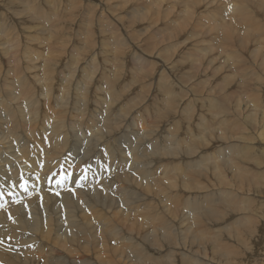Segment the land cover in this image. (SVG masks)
I'll use <instances>...</instances> for the list:
<instances>
[{
  "label": "bare ground",
  "instance_id": "obj_1",
  "mask_svg": "<svg viewBox=\"0 0 264 264\" xmlns=\"http://www.w3.org/2000/svg\"><path fill=\"white\" fill-rule=\"evenodd\" d=\"M69 1L71 7L66 6L67 3L63 10L58 7L47 12L43 7L44 4L51 6L48 1L0 0V83L7 98L17 104L7 114V103L0 98V124L14 120L17 115L30 118L43 114L61 87L68 106L65 110L56 105L51 108L53 127L43 132L49 145L43 141L46 149L37 159L44 161L42 167L39 161L35 166H26L32 156L30 148L24 145L20 156L16 155L11 146L10 138H15L11 129L0 127V170L7 169L0 181L6 184L7 180H16L33 172H38V178L41 175L39 169L44 168L41 173H45L62 164L65 170L69 168L77 173L79 169L74 164L82 165L87 154L97 150L101 142L117 138L122 144L125 141L126 147L120 148V155L109 165H91V169L100 167V177H89L84 189L77 186L75 191L64 194L58 180L47 184L45 178H38L35 183L26 181V187L14 183L11 189L15 193L0 195L3 198L1 204L7 209L0 208L2 264H161L158 260L161 249L171 242L180 243L187 256L200 254L208 262V252L224 254V250L231 247L225 245L231 242L230 238L221 243L213 237L199 238L194 234L191 241L188 234V240L182 242L181 228L208 222L210 224L203 230L213 234L215 223L228 217L233 203L248 205L253 200L252 195L258 196L262 204L260 209L264 208V191L255 190L264 188V102L259 93L264 82V0H191L190 4L185 0H158L150 4L129 0L128 4L138 12L127 7L128 15L119 14L120 11H113L114 8L103 9L99 0ZM228 4L232 5L231 13ZM83 5L87 8L85 14L84 9L80 10ZM95 10L103 11L107 20L101 15L98 18ZM207 10L215 15L206 16ZM220 13L222 16L218 17ZM220 18H226V24L219 29ZM31 21L39 24H29ZM103 21L111 23L114 30L106 26L101 29ZM81 25L89 29L73 30L74 27L80 29ZM36 27L41 28L40 43L32 47L24 45V33L35 36L36 30L32 31V28ZM171 27L176 28L172 30ZM145 42L149 43L148 52L140 46ZM179 42H188V47L193 49L177 52L174 48ZM73 45L82 51L77 58L67 60ZM132 54H137L135 61ZM20 55L25 57L24 64L18 59ZM157 59L160 65H157ZM202 70L206 77L202 76ZM26 72L40 82V91L32 92L25 83H20ZM143 84L147 88H142ZM204 86L210 89L209 95H215L210 96L212 100H229L228 105H221L217 110L219 117H225L218 121L225 127L217 134L224 138L222 145L209 155V150L203 152L200 148L212 143L208 139L215 135L213 126L217 121L210 110L202 108L198 99L203 93L199 87ZM52 87L53 94L50 92ZM136 88H141L139 93ZM224 90L229 91V96L222 95ZM183 93L184 96H180ZM234 94L239 95L231 97ZM247 101L252 104L250 108ZM26 102L28 113L23 110ZM184 106H187L185 111ZM200 108L202 111L198 113ZM169 121L172 126L183 125L185 136L160 158L155 141L161 127ZM77 123L83 125L84 130L79 131ZM190 124H202L204 128L198 132ZM230 126L233 131L227 132ZM142 130L146 132L142 133ZM258 132L262 137H256ZM252 136L259 140L260 150ZM68 137L73 140V145L68 144ZM140 142L141 146L138 145ZM80 143L84 144L82 149L76 147ZM244 145L247 148H242ZM66 147L75 154L73 158L70 153H64ZM242 151L246 155L244 159L235 161L236 157L232 155ZM246 159L254 160L258 166L242 165ZM164 160L175 172L164 174ZM5 163L11 164L10 169L4 168ZM228 170L237 175V180L229 176ZM136 175L148 180L140 184L161 198V202H153L149 196H141L135 191L111 197ZM154 177L157 178L152 179ZM214 177L221 178L222 181L217 179V182L224 183L214 189H198V192L213 197L211 200L190 196L185 207L168 201L175 192H192V184L199 179ZM239 179L244 184L241 189L228 188ZM75 180L76 176H73L71 181ZM256 184L260 185L257 187ZM246 187L248 189L242 190ZM88 199L105 205L120 224L99 206L88 210L83 204ZM217 200L220 201L217 208L208 210ZM156 207H163L165 212L160 213L159 218H152L157 215L153 212ZM78 212L82 219L76 216ZM259 214L251 219L257 220L261 217ZM246 220H242L243 223ZM239 221L226 224L236 227V232L226 233L231 238L249 230L253 235L258 227L261 228L254 222L240 227L243 223ZM34 236L62 255L46 258L35 254ZM112 241L126 245L113 246ZM81 252L91 256L92 262L77 260L76 254L79 256ZM197 260L203 262L199 257ZM257 263L264 264V256Z\"/></svg>",
  "mask_w": 264,
  "mask_h": 264
},
{
  "label": "rangeland",
  "instance_id": "obj_2",
  "mask_svg": "<svg viewBox=\"0 0 264 264\" xmlns=\"http://www.w3.org/2000/svg\"><path fill=\"white\" fill-rule=\"evenodd\" d=\"M43 1H48L50 3V5H51L49 7V6H46L44 4L45 7H43V8H45L47 10V12L51 11V9L55 10V8H58V7L61 8L62 10H63V8L65 9L66 6L71 7L70 6L71 4H70L69 0L68 1L67 0H53V1L43 0ZM99 1L101 3L100 6L103 9L109 10V9H113L114 8L113 11H120L119 14L125 13L126 15H128L129 11H128L127 7H130L134 13L138 12V10L136 8H135V10H133L132 4H128L129 0H99ZM144 1H146V2H148L150 4V3L154 2V1H158V0H140V2H144ZM185 1H187V3L190 4L191 0H185ZM41 3H42V0H41ZM125 4H128V5L124 6ZM63 5L64 6L66 5V6L64 7ZM227 8L229 9L228 11L231 13L232 12V5L228 4ZM82 9H84L83 14H85L87 12V8L83 5V7L80 10H82ZM70 10H68V11H70ZM95 13H96L98 18L101 15L104 18V20H107V16L104 15L103 11L98 12V11L95 10ZM92 15H93V13L91 12L90 16H92ZM214 15L215 14H213L211 11H209V10L206 11V16H214ZM221 16H222V14L220 13L218 15V17H221ZM52 18H54V16ZM115 18L117 20H120V18L118 16H115ZM224 19H226V18L218 19V25H219L218 28L219 29L222 28V26H224L226 24V22H224ZM168 20H169V18H168ZM30 23L39 24L38 21H31V22H29V24ZM77 26L79 28V25H77ZM103 26H106L107 28H110V29L114 30V27H113V25L111 23L108 24V22L105 23L103 21V22H101V29H102ZM205 26H209V23H205ZM65 27H67V26H65ZM78 28L74 27L73 30L78 31V30H82V29H85V30L89 29V28L85 27L84 25H81L80 29H78ZM171 28L173 30V28H176V27H171ZM34 30H36L35 36H30L29 34L24 33V41H23L24 45L27 44V45L32 47V46H36V45H38L40 43L41 35H42L41 28H39V27L32 28V31H34ZM178 33H179V31H178ZM76 37H77V35H76ZM157 37L159 38L158 35H157ZM1 43H3V42H1ZM140 46H141V48L143 50L148 52V49H149V43L148 42H145V44H140ZM174 49L177 52H183V51L189 52L193 48H191L190 46L188 47V42H179V43H177L175 45ZM80 51H82V50H81V48L79 46L73 45L70 48L71 54H70L69 59H67V60H72L73 58H77L78 53ZM31 52H33V51L31 50ZM155 54H156V56H158V51ZM176 54H178V53H176ZM132 55L135 56V59H133L135 61L136 57H137V54L136 55L132 54ZM14 56H15V59H17V56L15 54H14ZM57 57H60V56L57 55ZM24 58L25 57L22 56V55H20L18 57V59H20L19 60L20 63L24 64ZM110 62L112 63L113 61H110ZM156 63H157V65H160V62H159L158 59H157ZM251 67H253V65H251ZM158 69L159 68H157V70ZM202 73H203L202 76L206 77V75H204V70H202ZM180 75H182L184 77H188V75H184V74H180ZM41 76H42V73H41ZM20 83H25L31 89L32 92H38V91H40L42 89V86L40 85V82L38 80H36L33 76L28 74L27 72H26V76L21 80ZM261 84H262L261 85L262 88H260V90L261 89L262 90L261 91L259 90V93H260L261 100L264 102V87H263L264 86V82H262ZM104 86H106V84ZM186 87H188V86H186ZM142 88H147V85L143 84ZM140 89L141 88H136L137 93L140 92ZM199 89L202 90V92H203L202 96H200V95L198 96L199 101L201 102V104H203L202 108L210 110L211 114L215 116V121H217V122H214V126H213L215 135L212 136L210 139H208V140H211L212 143L210 145H204L202 148H200V150L203 151V152L209 150L210 152L207 153V155H209V154L214 153L216 150H218L220 148V146L222 145L221 140L224 139V138L219 137V135H217V134L220 131L225 130V127L222 124H219L218 121L221 120V119H225V117L224 116L223 117H219V112L217 110H218L219 106H221V105H228L229 104V100L227 99L226 102H219V101L212 100L210 98V96H215V95L214 94L209 95L211 93L210 89H207V87H205V86H204V88L199 87ZM50 92L52 94L54 93L53 87L50 88ZM63 92H64V90H63L62 87H61V89H57V96H55L52 99V102H51L50 106L48 107V109L43 114L40 113L36 117H30V118H27V117H24V116H21V115H17V117L14 120L8 121L6 123H3L2 125L0 124V127L3 126L4 129H6V130H7V128L11 129V133L15 137V138H10L11 139V146L13 147V150L16 153V155L20 156L22 146L28 145V147L30 148L32 156H30L28 158V162H27L26 166H28V165H31V167L35 166L37 161L40 162V167L43 166L44 161H42V158H40V160H37V159H39V157H38L39 155L38 154H40L42 156L44 154V152H45L46 147L44 146L43 141H46V145H49V143L47 141L49 139H48V137L46 135L43 134V132H44V129L47 130V129H50V128L53 127V122L51 120L52 119L51 108L53 106H55V105L59 106L62 110H65V109L68 108L67 102H65L64 101V97H62L63 96ZM154 93L157 94L156 92H154ZM160 93L163 95V97L165 99H167L168 96L163 93V90H161ZM203 94H205V96H203ZM222 95L223 96L224 95L229 96V91H225L224 90V93L222 92ZM236 95H239V94H234V95H232V96L230 95V96L234 97ZM41 96L47 100V98L44 97L42 94H41ZM108 96L109 95H107V97ZM180 96H184V93H183V95H180ZM67 97L68 96H66V98ZM0 98H1L2 101L7 103V114L12 110V108H14L17 105V104L14 103V101H12V100L7 98L6 94L3 91L2 83H0ZM45 99H44V101H45ZM24 100H26V99H24ZM23 102H25V101H23ZM247 103H248V106L250 108V106H252L251 102L247 101ZM26 105H27V102L24 104L25 107H23L24 113H28L29 112V109H27L28 107ZM187 106H184V108H183L184 111L187 108ZM200 111H202L201 108L199 109L198 113H200ZM207 113H209V111ZM97 114L102 115L103 112H97ZM184 121L186 122L185 119H184ZM170 123H171V121L164 123V125L160 129L159 137L155 141V145L157 146V153H158V156L160 158H164L163 157L164 153L168 152L170 149L174 148L175 144L179 143L183 139V137L185 136V134H184L185 130L183 128V125L172 126ZM77 124L79 126V129H78L79 131H81L82 129L84 130V126L83 125H81L79 123H77ZM181 124H182V122H181ZM228 124L230 125V122H228ZM189 126L192 129H195L198 132H201L202 129L204 128V126L202 124H196V125L190 124ZM39 128H43V129L38 131ZM135 128H137V127H135ZM34 129H36V131ZM144 131L146 132V130H144ZM144 131L142 130V133H145ZM226 131L227 132L228 131H233V128L231 126L227 127ZM192 132L193 131H191V133ZM207 133H209V131H207ZM35 134H36V139L34 138ZM85 134L86 133L84 132L83 135H85ZM245 134L247 136L248 133L245 132ZM251 134H252V132H251ZM140 136H141V134H140ZM252 137L255 138V136H252ZM256 137H262V134L260 132H258V134H256ZM84 138H86V137H84ZM238 140H239V138H238ZM257 140L258 139L255 138V141H256L255 142L256 143L255 146H257L259 148V150H260V146L258 145L260 142H259V140L258 141ZM123 141H124V139H123ZM126 142H130V141H126ZM247 142H248V140H246L245 143L248 144ZM103 143H105V144H103ZM68 144L73 145V140L70 137H68ZM139 144H140V146L142 145L141 142L138 143V145ZM83 146H84V144L80 143V145L76 146V147L82 149ZM121 147H124V148L126 147L125 146V141L122 144L121 140L117 141V138H113V140L109 139L106 142H101L100 146H98L97 150L92 151L91 153L87 154V160L84 159V157H83L84 163L82 165H80V164L78 165L77 163L74 164V167H78V169H79V171L77 173L71 172V170H69V168H68V170H65L66 167H65L64 164H62V165H59V166L55 165L50 171L45 172V173H41V172H43L44 168L42 169V171H40V169H39V172H40L41 175L38 178L39 179H42V178L47 179V177L49 175H51L52 180H58L59 188H60V190L63 191L64 194H67L68 191H71V192L75 191L74 189L77 186H78V188H83L84 189V187L87 186L86 183L88 182L89 177H93L94 179H97V178L100 177V172H99L100 167L99 166H95L93 169H91L90 168L91 165H93V164L99 165L100 163H103L104 165H109L111 163V161L115 157L120 155V148ZM239 147H241L240 144H239ZM242 148L245 149V148H247V146L244 145ZM53 150H54V148H53ZM64 153H70L72 158L75 156V154H73L68 149V147L65 148ZM245 156H244V151L238 152V153L232 155V157H236L234 159L235 161L242 160V159H244ZM24 161H26V160H24ZM244 161L246 163L243 162L242 165L249 164V165L253 166L254 168H256V166H258V164L254 162V160H250V159L247 160L246 159ZM17 165H18V163H17ZM3 166H4V168L10 169L11 164L10 163H5ZM262 166L261 167L263 169L264 168V163L262 164ZM156 168H157V165H156ZM25 169H26V167L23 168V170H25ZM90 172H92V173H90ZM172 172H175V171L170 170L168 162L164 160V174H169V173H172ZM6 174H7V169H4L2 171L0 170V176L6 175ZM70 174H71L72 177L76 176V180L74 182H72L69 179ZM228 174H229V176L231 175V177L234 178V181L237 180V175L235 174V176H234V172L232 174H230V170H228ZM37 175H38V172H33V173H30L27 176L25 175L24 177L27 178L28 182L35 183L38 180ZM66 176H68V177H66ZM228 177H226V179ZM156 178L157 177H154L152 179H156ZM217 179L219 181H222L221 178H216V177H214V178H212L210 180H207V179H204V178L199 179V181H197L194 184H192V187H193L192 192H186V191H183V190H181L180 192H175V193H173V194H171L169 196L168 201L171 202V203L177 204L179 207H185L186 199H187V197H190V196H193V197H205L207 199V201L211 200L213 197L206 196L204 193L198 192V189H202L203 187H211V188L214 189V188H217L218 186H220V185H222L224 183V182H217ZM20 181H21V177H19L16 180H12V181L7 180L5 185L7 187H12V185L14 183H18L19 184ZM49 181H50V177L48 179V182ZM142 181L146 182L148 180H144L139 175H136L128 184H124L123 188L120 189L115 195H113L111 197L118 196L120 193H130L132 191H135L136 193L140 194L141 196H149L150 199L153 202H161L162 201L161 198L149 193L148 191H146L144 189V187L140 184V182H142ZM241 181L242 180L239 179L237 183H233V186L232 187H228V188H232V189H238L239 188V189H241V186L244 185ZM62 183L63 184H67V187L71 186L70 189H66L65 187H63ZM90 184L91 183H89V185H88L89 188L92 187ZM259 185L260 184H256L257 187ZM21 186H23V185H21ZM50 188H52V187H50ZM262 188H263V186H262ZM262 188L260 189V187H259V188L255 189V190L256 191L257 190L258 191H261V190L264 191V188L263 189ZM246 189H248V187L243 188L242 190H246ZM167 190H168V188H167ZM253 192L255 194H257L255 191H253ZM238 196L239 195H237L236 197H238ZM164 198H166V195H165ZM251 199H253V200L248 205H244V206L239 205V203H237V202H234L233 203L234 208L230 212L228 217L225 218L222 221H218L217 223H215V227L213 229V231H214L213 234H207L203 230V229H206L207 225L210 224L208 222H205L203 225H199L198 223H196V224H194V225H192V226H190L188 228H185V227L181 228L182 234H183L182 242L188 240V238H186V236L188 234L191 237V241H192V237H193L194 234L197 235V237H199V238L213 237V238H215L217 241H219L221 243H225L226 239L230 238L229 241H231V242L225 244V245H228V244L231 245V247L227 248V251L229 253L226 250H224V252H225L224 254L215 253V252H208V258H209L210 262H208V260L205 259L204 257H202L200 254L192 253L193 255L198 256L203 261V262H200L199 260H197L198 257H196V256L190 257V256H187L186 254H184L183 250H182V246H181L180 243L171 242V243L164 244V246L161 249L162 252H161V254L158 257V260L161 262V264H211L212 262H219V263H212V264H248V262H249V264H259L257 262L259 261V259L261 260V256L262 257L264 256V248H263L264 246H262V245H264L263 244L264 243V237L262 236L264 234V231H263L264 230V228H263L264 227V213H262V214L260 213L261 211L263 212L264 208L260 209L262 204H261L260 199L258 200V196L257 195L255 197L252 195ZM217 202H220V201L219 200L214 201V205L215 206L213 208H209L208 210H214V208H217V205H216ZM83 204L86 205L88 210L91 207H93V206H99V207L107 210L108 211V215L114 216V214L105 205H103L101 203L92 202V201H90L88 199ZM0 208H2L3 210H7L4 206H2L1 202H0ZM153 212H154L155 215L156 214L157 215L152 217V218H159L158 215L160 213H162V212H165V211L163 210V207H156V208H154ZM257 214H259L261 216L260 218H257L258 221L255 218H254V220L251 219L252 217L257 216ZM76 216L79 217L80 219L83 218L81 213H79V212H78V214ZM239 217H241L242 219L239 218ZM14 218H15V220H18L16 217H14ZM245 218L250 219V220H246ZM114 219H115V221L118 222V220L116 219L115 216H114ZM237 220H240L239 221L240 223H243L242 220H246L245 223L239 225L240 227H247V226L250 225V223L254 222V223H257L258 226H260L261 228L258 227L257 231L254 232L253 235H252V233L249 230V231H246L242 236H235V237L231 238L226 233L230 232V231L232 233L236 232V227L230 226V225H226V224H232L233 222H237ZM223 222H226V223L223 224ZM234 224L236 225V223H234ZM19 229H23V228L19 227ZM23 230H26V229H23ZM26 231H28V230H26ZM259 236H260L261 240L258 238ZM253 239H255V240H253ZM33 243H34V246H35V254L43 255L46 258L49 255H58V256L62 255L61 252L51 248L46 243H43V242L39 241L37 236L33 237ZM112 245L113 246H116V245L124 246V245H126V243L125 242L116 243L115 241H112ZM180 255L184 256L188 260H185ZM67 257H68L67 261H68V263H70L71 260H70V257L68 256V254H67ZM76 258H77V260H80V258H81V259H83V260H85L87 262H92V257L87 255L86 253H83V252H81L79 254V256H77V254H76ZM249 258H250V260H249ZM2 261H3V253L0 251V264H2Z\"/></svg>",
  "mask_w": 264,
  "mask_h": 264
}]
</instances>
